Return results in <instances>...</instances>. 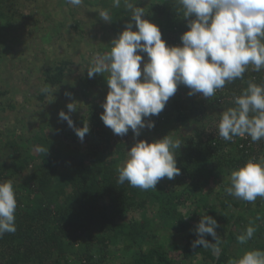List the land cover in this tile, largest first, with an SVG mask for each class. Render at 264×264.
Here are the masks:
<instances>
[{"label": "trees", "instance_id": "obj_1", "mask_svg": "<svg viewBox=\"0 0 264 264\" xmlns=\"http://www.w3.org/2000/svg\"><path fill=\"white\" fill-rule=\"evenodd\" d=\"M3 1L6 0H0V46L5 44L4 36L15 26L17 19L10 7L14 0L7 6H4L7 1ZM110 1L100 0L98 4L102 10H110L113 21L109 23V29L117 36L131 19L130 12L123 6L112 8ZM146 1L148 3L144 8L150 15L145 18L159 26L167 45H179L180 35L187 30L181 6L176 0ZM137 2L138 7H143V0ZM72 27H77V23ZM142 55L147 60L146 54ZM67 64L69 61L62 59L57 65L46 67L42 73L43 81L52 86L61 82ZM261 72L246 71L243 79L226 84L209 98V104L204 102L203 97L199 98V94L196 97L187 95L186 98L190 99L187 101L171 97L164 110L158 116H153L155 126L150 137H134L131 130L124 136H117L103 124L101 113L92 112V122L88 123L90 130L86 135L94 143H90L86 153L79 148L82 141L73 128L66 121L56 118V108L50 112L40 111L47 115L46 118L57 120L56 123L46 121L47 133L42 129L39 135H33L35 145L48 146L46 155L37 152L34 157L30 149L26 151L29 139H21L8 131L0 133V181L11 180L14 184V177L20 169H24L26 164H34L27 179L15 185L16 192L25 190V194L21 197L16 193V232L0 237V264H71L68 253L79 261L77 264H84L82 259L87 264H101L111 251L109 247L117 248L119 245H122V251H130L121 264H178L176 257L188 263L196 255L213 264H228L230 257H233L231 249L238 242L236 237L246 222L242 216L233 219L234 229H229L224 238L220 237L219 258L213 256L210 249L199 245L192 247V241L197 238L196 232L184 234L181 244L174 247L176 253L172 254L154 237L155 230L148 220L145 223V220L125 219V216L133 210L141 211L144 215L146 206L152 204L159 229L184 231L188 223L180 206L192 198L199 201L210 182L218 179L224 171L237 169L249 159H257L260 153L264 156V140L252 142L248 136H236L231 141H225L219 137L218 129L213 132L209 130L206 138L200 136L205 134L204 127L212 117L206 110L208 106L214 105L223 110L235 107L234 97L247 88L250 75L254 76L253 82L264 84ZM179 91L188 93L189 89L179 85L177 96ZM167 111L175 113V120L184 129L182 134L177 133L183 144L176 156L180 175L173 180H161L156 190L144 191L129 186L127 182L118 184L117 168L124 149L141 139L151 142L167 135L168 132L162 131L165 124L162 120ZM72 120L76 128L82 127ZM190 132L195 133L196 138L188 135ZM240 203H243L244 209L250 206V203L227 194L218 201V205H205L208 215L219 225L216 230L225 229L229 223L223 220L220 224L216 216L218 207L222 210L228 206L238 207ZM258 204L259 198L256 200ZM252 221L257 228L261 227L256 218ZM260 230L257 229L249 240L252 243H248L247 250H264V241H257ZM83 237V246L77 252L74 245ZM204 238L214 242L210 235Z\"/></svg>", "mask_w": 264, "mask_h": 264}, {"label": "clouds", "instance_id": "obj_2", "mask_svg": "<svg viewBox=\"0 0 264 264\" xmlns=\"http://www.w3.org/2000/svg\"><path fill=\"white\" fill-rule=\"evenodd\" d=\"M65 2L80 7L84 0ZM176 3L182 8L187 30L180 35L179 45L169 46L162 39L159 26L145 18L150 14L137 6V0H111L112 8L123 6L131 19L110 42V51L97 53L86 69L88 78L108 73V91L101 104L100 119L117 136L131 130L138 137L141 129L153 128L154 121L147 118L164 110L179 85L189 89V96L199 94L209 100L226 84L243 79L249 66L256 72L264 70V0H176ZM97 13L103 22L113 21L110 10ZM142 54H146L147 60ZM57 88L42 86L47 103L54 102ZM65 95L71 97L72 93ZM233 102L235 107L220 115L219 137L225 141L236 136H248L252 142L264 140V84L249 80L247 88ZM80 105L73 100L66 105L68 112L61 110L58 117L83 141L90 130L88 123L76 128L70 116ZM182 145L178 137L168 134L151 142L138 140L126 151L123 165L117 168V183L127 182L144 191L156 190L161 180H173L180 175L176 156ZM35 150L46 155L48 146H37ZM228 181L230 186H225V194L253 204L257 198L264 200V158L249 159L231 171ZM17 203L13 182L0 181V237L16 232ZM218 226L213 217L201 216L192 247L210 249L219 258L222 241L215 231ZM256 231L255 222L250 221L236 237L238 243L247 244ZM205 234L214 242L206 240ZM228 264H264V250H247L239 258H230Z\"/></svg>", "mask_w": 264, "mask_h": 264}, {"label": "rangeland", "instance_id": "obj_3", "mask_svg": "<svg viewBox=\"0 0 264 264\" xmlns=\"http://www.w3.org/2000/svg\"><path fill=\"white\" fill-rule=\"evenodd\" d=\"M6 1H3V3L6 2L4 6L9 5L12 0ZM99 1L84 0L80 7H73L67 4L65 0H14L10 5L17 19L15 26L10 31L8 30L7 35L4 36L5 44L0 46V133L8 131L12 135H19L21 139H29L25 150L30 149L34 157L37 153L35 150L37 145L33 143V135H39L42 129L47 133L45 130L46 123L50 120V123H56L59 111L68 112L66 107L68 103L73 100L81 103L79 109L70 113V116L79 126H83L84 122H92V112H103L101 104L104 102L108 91L106 84L108 73L96 74L93 78H88L86 68L91 66L97 53L103 54L110 51V42L116 36L110 32L109 23L103 22L98 17L97 12L102 10L98 4ZM142 3L143 7H146L148 1L143 0ZM74 23H77V27L73 28ZM62 59L69 61L65 76L58 84L50 85L52 90H55L57 86L58 88L53 93L54 102L47 103L46 95L41 92L42 86L46 84L42 79V73L46 67L57 65ZM251 71L252 67L249 66L247 72L250 73ZM261 71L264 79V70ZM253 78L252 75L248 77L251 81ZM73 83L74 86H72ZM65 92L72 93V96H66ZM176 94L173 96L185 101L190 100L186 98L188 95L186 92L179 91V95ZM198 97L202 98V96ZM204 102L209 104V100L205 98ZM54 108L57 109V116L54 120L46 118L47 115L40 113L42 110L43 112H50ZM206 110L212 117L208 121V125L204 127L205 134H200L202 138H206L209 130H211L210 132L217 131L219 117L224 111L214 105H209ZM147 119L153 121L154 118L151 116ZM162 121L165 122L162 131L168 132V135L178 137V132L180 134L184 132V129H181V123L175 120V113L167 111ZM152 129L145 127L141 129L140 135L150 137L154 133ZM188 135L196 138L193 132L188 133ZM1 142L2 137L0 135ZM90 143L93 144L94 140L85 135L79 144V148L86 153ZM135 143L132 142L124 149L118 167L123 165L126 159V151ZM225 149H229V147H225ZM260 158H264L262 153L257 159ZM33 167L34 164L31 163L26 164L24 169H20L14 177V188L16 184L27 179ZM231 171V169L226 170L218 179L211 181L209 188L199 201L192 198L180 206L181 212L184 213V219L188 223L184 231L175 228L159 229L156 223L155 207L152 204L146 206L144 215L141 214V211L133 210L125 216V219L145 220V223L148 220L152 229L155 230L156 236L154 237L157 241L164 244L174 254L176 253L174 247L181 244L183 235L188 232H195L201 216L208 215L205 205H218V201L223 198L225 195L224 188L229 186L228 177ZM19 192L15 191L21 197L25 194V190ZM242 205L243 203H240L238 207L228 206L222 210L218 207L216 216L220 224L223 223V220H228L229 223L225 229H215L217 235L224 238L229 229H234L232 220L237 216L246 219L239 234L245 230L250 221L259 216L258 224L261 226V230L260 228L257 229L260 230L261 234H259L257 241H264V200L260 199L258 205H256V201L254 204L250 203L248 209H244ZM84 238L74 245L75 251L79 252L80 247L83 246ZM249 242L252 243L248 241L247 244L242 245L235 242V246L231 249L235 256L232 254L233 257L230 258L240 257L243 252L247 251L246 247H249ZM109 250H111L109 255H106L101 264H121V261H125L126 257L128 258L130 255V251H122V245L117 248L109 247ZM176 259L178 264H213L200 255L194 256L188 263L179 257ZM68 260L71 264L79 262L71 253H68ZM81 262L87 264L85 259H82Z\"/></svg>", "mask_w": 264, "mask_h": 264}]
</instances>
